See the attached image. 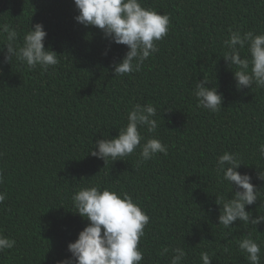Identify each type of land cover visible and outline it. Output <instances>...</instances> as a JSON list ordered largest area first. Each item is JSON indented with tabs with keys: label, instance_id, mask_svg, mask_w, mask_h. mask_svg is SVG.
Masks as SVG:
<instances>
[{
	"label": "trees",
	"instance_id": "16d2710c",
	"mask_svg": "<svg viewBox=\"0 0 264 264\" xmlns=\"http://www.w3.org/2000/svg\"><path fill=\"white\" fill-rule=\"evenodd\" d=\"M141 3L169 16L168 33L140 71L115 76L113 65L127 46L76 22L74 0H0V24H10L21 40L42 24L45 49L59 55V63L45 71L4 63L0 54V193L6 196L0 234L16 241L0 252V264H57L69 256L67 245L89 223L75 213L71 198L90 186L131 196L149 216L139 244L141 264H169L173 253L160 255L164 247L183 248L181 264H202V251L211 264H249L238 249L249 233L264 264V223L256 230L236 221L225 229L215 202L218 193L232 195L217 173V159L235 153L245 165L238 171L261 192L246 211L264 215V180L257 177L264 172L257 152L264 143V88L238 91L222 57L231 31L264 34V0ZM239 51L248 57L247 46ZM203 78L223 96L215 113L197 107L193 90ZM136 104L156 107V133L139 131L166 144L167 155L157 153L139 165V147L114 162L88 155L96 140L118 136Z\"/></svg>",
	"mask_w": 264,
	"mask_h": 264
},
{
	"label": "clouds",
	"instance_id": "9594fccd",
	"mask_svg": "<svg viewBox=\"0 0 264 264\" xmlns=\"http://www.w3.org/2000/svg\"><path fill=\"white\" fill-rule=\"evenodd\" d=\"M74 4L79 12L74 18L76 22L100 29L110 43L127 46L123 59L113 65L115 76L140 71L143 62L159 51L157 42L168 33L169 16L145 8L141 0H74ZM0 35L4 37V44L0 47L4 63L11 64L15 60L29 69L39 66L45 71L59 63V55L45 49L47 32L40 23L30 27L22 40L18 31L8 23L0 24ZM224 45L228 50L222 57L233 73L236 89L252 88L253 85L264 88V34L231 31ZM238 46L239 49L247 46L248 57L241 58ZM104 54L107 55V52ZM209 83L212 82L205 78L198 81L193 95L198 108L215 113L222 107L223 96L217 86L207 87ZM156 115L154 105H134L128 111L127 123L119 129L118 136L105 139L102 134L104 138L96 140L88 155L105 163L108 160L114 162L123 160L139 147L138 165L157 153L167 155L166 144L157 138L145 139L139 131L146 128L147 132L156 133ZM257 152L258 158L264 159V143L259 145ZM241 165L244 164L238 155L229 152L220 155L216 162L217 173H222V181L230 185L232 194L227 199L223 194L215 195V202L220 206L218 225H223L225 229L233 228L236 221L251 224L255 229L264 223V215L253 217L251 211H246V206L255 204L261 192L251 182L250 175L238 171ZM257 177L264 180V172L257 171ZM5 199V194L0 193V203ZM71 199L75 213L89 223L78 233V238L67 245L70 255L57 261V264H141L144 253L139 244L150 218L131 196L90 186L80 188ZM15 243L14 239L0 234V252L12 249ZM238 249L249 264H260L261 247L250 233L238 241ZM170 251L173 255L169 264H181L186 256L184 249L164 247L160 255H167ZM200 260L202 264H211L212 261L206 251L200 253Z\"/></svg>",
	"mask_w": 264,
	"mask_h": 264
}]
</instances>
